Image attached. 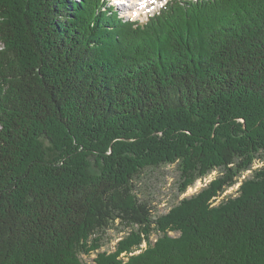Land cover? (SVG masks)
<instances>
[{
	"label": "trees",
	"instance_id": "obj_1",
	"mask_svg": "<svg viewBox=\"0 0 264 264\" xmlns=\"http://www.w3.org/2000/svg\"><path fill=\"white\" fill-rule=\"evenodd\" d=\"M0 264H264V0H0Z\"/></svg>",
	"mask_w": 264,
	"mask_h": 264
},
{
	"label": "rangeland",
	"instance_id": "obj_2",
	"mask_svg": "<svg viewBox=\"0 0 264 264\" xmlns=\"http://www.w3.org/2000/svg\"><path fill=\"white\" fill-rule=\"evenodd\" d=\"M119 2V4H121V7L115 8L119 14V17L128 19L129 16H132L134 18L136 17L144 20L149 15L158 10L161 4L165 2V0H150L149 5L145 6L144 10L138 9L135 15H127L126 7H128V5H126L124 0H119ZM132 5L133 3L130 5V7ZM131 10L132 12H134L132 7ZM260 164L261 163L256 162L255 166H258ZM216 174V171H212L207 179L196 181L192 186L188 187L184 193H180L177 190L178 171L175 164L164 165L157 169H147L141 175L139 181H136L139 188L138 197L148 200L153 205L154 212L163 213L168 211L172 205L176 204L184 196H189L196 193L204 185V181L206 183ZM239 184L240 183H236L234 186L226 189L220 198L222 199L223 197L225 198L228 195H235ZM123 234L124 232H121L120 230L118 231V229L115 228L108 230L105 237L103 238V245L101 246L100 250H113L116 240ZM152 238H154V236H152ZM139 252L140 250H137L135 253ZM94 255L95 254L92 253L89 257L83 256L82 260L91 261Z\"/></svg>",
	"mask_w": 264,
	"mask_h": 264
},
{
	"label": "bare ground",
	"instance_id": "obj_3",
	"mask_svg": "<svg viewBox=\"0 0 264 264\" xmlns=\"http://www.w3.org/2000/svg\"><path fill=\"white\" fill-rule=\"evenodd\" d=\"M115 1L119 2V0H115ZM124 2L126 3V5H128V7H126L127 15H130V14L135 15L138 9L144 10L145 6L149 5L150 0H124ZM132 3L133 5L131 7L134 10V12H132L131 7H130Z\"/></svg>",
	"mask_w": 264,
	"mask_h": 264
}]
</instances>
